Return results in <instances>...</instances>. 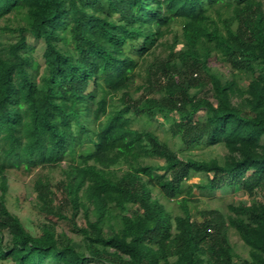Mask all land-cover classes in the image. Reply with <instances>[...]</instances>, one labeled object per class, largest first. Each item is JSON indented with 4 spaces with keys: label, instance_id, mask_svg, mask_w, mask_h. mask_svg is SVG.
I'll list each match as a JSON object with an SVG mask.
<instances>
[{
    "label": "trees",
    "instance_id": "1",
    "mask_svg": "<svg viewBox=\"0 0 264 264\" xmlns=\"http://www.w3.org/2000/svg\"><path fill=\"white\" fill-rule=\"evenodd\" d=\"M3 32L17 39L0 40V262L235 264L233 229L264 264V0H0ZM159 116L224 161L134 127ZM59 167L58 184L34 181V234L10 176ZM236 188L251 201L189 207Z\"/></svg>",
    "mask_w": 264,
    "mask_h": 264
},
{
    "label": "rangeland",
    "instance_id": "2",
    "mask_svg": "<svg viewBox=\"0 0 264 264\" xmlns=\"http://www.w3.org/2000/svg\"><path fill=\"white\" fill-rule=\"evenodd\" d=\"M1 25L4 26V22H2ZM16 39V34L10 32H3L0 36V40L2 42L15 41ZM179 48H181V46H179ZM214 69L216 71H220L224 77H230V73L226 72L224 69L218 66L214 67ZM241 82L242 84H246V80L244 78ZM117 101L118 100L116 99L114 102ZM196 117L198 119H203L204 112H199ZM134 127L156 132L162 140L167 141L172 148L177 149L184 157H192L199 160L219 159L220 161H224V158L227 155V149L223 145L214 147L202 146L192 149L180 146L178 140L173 139L168 133L169 123L161 116H159L157 120L151 124L146 123L144 119L136 120L134 122ZM62 166L65 167V163ZM114 168L125 170L127 169V165L120 163ZM41 176H47L54 185L58 184L62 179H64V174L61 167L39 168L30 175L20 172L14 173L10 176L11 190L8 196L9 208L20 216L27 229L34 234L37 233V223L39 220V213L34 209V205L37 202L36 192L34 191V181ZM197 181L198 178H195L191 182L194 183ZM160 200L162 203H165L170 210L173 211L174 215L182 214V211L176 202H169L162 196H160ZM250 201L251 198L241 188H236L235 190H221L210 198L201 196L199 193H197V196H195L193 201L189 204V207L194 215H197L199 211L207 208H219L225 212H228V206L230 204H238L240 202L249 203ZM77 222L80 223V225L83 223L81 216H79ZM59 230L68 232L79 241V237L71 231L67 223L60 222ZM229 236L231 243L238 254V258L235 259V264H246L245 261L250 260V248L245 245L235 230L231 229ZM0 264L10 263L0 262Z\"/></svg>",
    "mask_w": 264,
    "mask_h": 264
}]
</instances>
